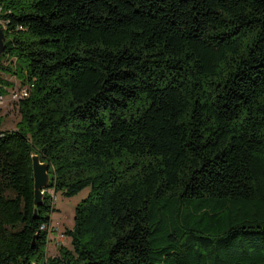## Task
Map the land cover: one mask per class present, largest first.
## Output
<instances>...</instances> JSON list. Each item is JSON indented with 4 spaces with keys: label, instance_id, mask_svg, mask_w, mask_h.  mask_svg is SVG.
Returning <instances> with one entry per match:
<instances>
[{
    "label": "trees",
    "instance_id": "1",
    "mask_svg": "<svg viewBox=\"0 0 264 264\" xmlns=\"http://www.w3.org/2000/svg\"><path fill=\"white\" fill-rule=\"evenodd\" d=\"M0 27V95L27 90L0 264H264V0H0ZM32 153L88 187L54 256Z\"/></svg>",
    "mask_w": 264,
    "mask_h": 264
},
{
    "label": "rangeland",
    "instance_id": "2",
    "mask_svg": "<svg viewBox=\"0 0 264 264\" xmlns=\"http://www.w3.org/2000/svg\"><path fill=\"white\" fill-rule=\"evenodd\" d=\"M4 77L14 82V84L17 82L12 76L4 75ZM3 96L4 100L0 103L1 128L12 129L15 122L19 119V115L15 109V105L11 103V93L8 92ZM47 192L52 198L53 212L51 213V225L46 252L48 256H54L57 254L58 245L69 246V239L63 232L65 228L73 225L75 205L87 194L88 187L70 197L65 196L60 191L54 192L52 189H47Z\"/></svg>",
    "mask_w": 264,
    "mask_h": 264
},
{
    "label": "water",
    "instance_id": "3",
    "mask_svg": "<svg viewBox=\"0 0 264 264\" xmlns=\"http://www.w3.org/2000/svg\"><path fill=\"white\" fill-rule=\"evenodd\" d=\"M5 35L0 27V56L4 51ZM34 192V217L37 215L38 207L43 203L44 191L48 189L50 174L48 163L42 162L38 154H31ZM68 264V263H66Z\"/></svg>",
    "mask_w": 264,
    "mask_h": 264
},
{
    "label": "built area",
    "instance_id": "4",
    "mask_svg": "<svg viewBox=\"0 0 264 264\" xmlns=\"http://www.w3.org/2000/svg\"><path fill=\"white\" fill-rule=\"evenodd\" d=\"M27 94V90L21 89V90H15L11 92V99L12 101L18 100L21 96H25ZM4 96L0 95V103L3 102Z\"/></svg>",
    "mask_w": 264,
    "mask_h": 264
}]
</instances>
